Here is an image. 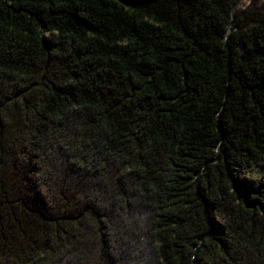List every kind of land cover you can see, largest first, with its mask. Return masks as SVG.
<instances>
[{
  "label": "trees",
  "instance_id": "trees-1",
  "mask_svg": "<svg viewBox=\"0 0 264 264\" xmlns=\"http://www.w3.org/2000/svg\"><path fill=\"white\" fill-rule=\"evenodd\" d=\"M233 3L0 0V264H264V10Z\"/></svg>",
  "mask_w": 264,
  "mask_h": 264
},
{
  "label": "rangeland",
  "instance_id": "rangeland-1",
  "mask_svg": "<svg viewBox=\"0 0 264 264\" xmlns=\"http://www.w3.org/2000/svg\"><path fill=\"white\" fill-rule=\"evenodd\" d=\"M258 8V10H264V0H235L234 11L243 9L247 10L249 8ZM234 29L233 26H230L229 31Z\"/></svg>",
  "mask_w": 264,
  "mask_h": 264
},
{
  "label": "water",
  "instance_id": "water-1",
  "mask_svg": "<svg viewBox=\"0 0 264 264\" xmlns=\"http://www.w3.org/2000/svg\"><path fill=\"white\" fill-rule=\"evenodd\" d=\"M234 10V3H233V5H232V11Z\"/></svg>",
  "mask_w": 264,
  "mask_h": 264
}]
</instances>
